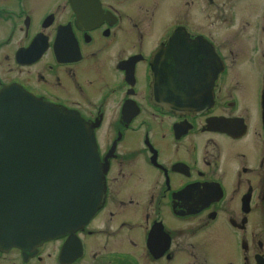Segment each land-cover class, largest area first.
Returning <instances> with one entry per match:
<instances>
[{
	"label": "flooded vegetation",
	"instance_id": "1",
	"mask_svg": "<svg viewBox=\"0 0 264 264\" xmlns=\"http://www.w3.org/2000/svg\"><path fill=\"white\" fill-rule=\"evenodd\" d=\"M263 13L264 0H0V89L77 111L105 167L85 223L0 245V264H264ZM158 69L180 86L166 102Z\"/></svg>",
	"mask_w": 264,
	"mask_h": 264
},
{
	"label": "water",
	"instance_id": "2",
	"mask_svg": "<svg viewBox=\"0 0 264 264\" xmlns=\"http://www.w3.org/2000/svg\"><path fill=\"white\" fill-rule=\"evenodd\" d=\"M167 74L154 71L162 102L180 87L164 83ZM188 89L194 93L192 84ZM185 104L201 106L191 99ZM104 170L77 112L16 86L0 89V245L32 248L81 224L100 202Z\"/></svg>",
	"mask_w": 264,
	"mask_h": 264
},
{
	"label": "rangeland",
	"instance_id": "3",
	"mask_svg": "<svg viewBox=\"0 0 264 264\" xmlns=\"http://www.w3.org/2000/svg\"><path fill=\"white\" fill-rule=\"evenodd\" d=\"M262 15H263V16H262V17H263L262 20L264 21V13H263Z\"/></svg>",
	"mask_w": 264,
	"mask_h": 264
}]
</instances>
